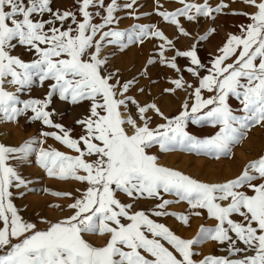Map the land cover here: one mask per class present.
Instances as JSON below:
<instances>
[{"label": "snow or ice", "instance_id": "snow-or-ice-1", "mask_svg": "<svg viewBox=\"0 0 264 264\" xmlns=\"http://www.w3.org/2000/svg\"><path fill=\"white\" fill-rule=\"evenodd\" d=\"M178 2L182 8L158 14L175 25L182 36L189 33L180 26L178 17L192 21L196 16L208 17L228 7L221 2L211 8L208 0L204 4ZM242 2L256 10L248 16L251 22L240 28V35L228 37L219 50L222 54L208 69V75L199 77L198 69L203 65L195 44L187 51L176 52V56L190 61L192 67L186 71L199 79V86L193 92L195 102L191 111L185 102L184 111L169 119L155 104L140 106L135 99L125 96L133 81L120 85L119 80H115L116 73L106 72L107 58H100L101 42L106 40L108 44H116L125 36L119 31H102L114 23V13L120 10L117 0H110L107 5L105 0H77L82 21L71 10L54 9L53 0H0V114L4 120L14 121L30 111L33 113L31 120L58 129L60 134L43 135L52 136L78 155L71 157L56 150L41 149L38 164L50 178L87 184L82 198L68 205L73 214L55 223L42 220L47 227L41 230L18 214L10 191L12 187L26 186V182L8 161L26 158L34 141L25 142L18 148L0 144V264H194L193 246L206 240L227 244L231 255L253 254L235 260L207 256L199 264H264V156L249 162L236 179L208 184L161 166L156 156L148 154V149L155 145L161 151L187 145L207 155H227L231 145L239 142L241 129L250 123L264 122V0ZM136 3L137 0H130L124 7L132 9ZM90 8L104 9L106 14L102 23H92L93 16H99L100 12L93 13ZM193 10L195 15L190 14ZM45 15L49 18L40 19ZM69 20L71 23L65 28ZM135 31L127 34L130 42L133 39L142 42V38L148 36L160 39L163 41L161 64L180 71L175 57L164 58L165 46H171L173 42L161 31L140 27L134 35ZM98 33L99 40H94ZM207 35L200 39H207ZM17 45L34 52L37 58L26 63L11 55ZM233 57L232 63H225ZM153 63L151 59L148 61L149 65ZM34 75L41 84L51 82L47 95L43 100L23 101V107H17L21 101L4 90V80L10 78L9 83L18 86L19 92L32 84ZM170 83L175 89L185 87L183 77ZM187 87L193 86L188 84ZM202 90L214 95L203 99ZM118 95L125 98L118 99ZM230 95L241 99L242 110L246 113L243 118L232 114L227 103ZM57 96L60 101L72 105L90 102V114L76 121L85 133L78 140L72 139L69 131L60 124H54L50 118L52 113L46 111ZM129 100L136 105L138 120L131 115L125 117L121 112V107L128 108L126 101ZM205 109L207 111H203ZM149 111L155 112L166 123L149 127ZM201 112L202 115H196ZM189 118L194 124L201 121L213 126L219 124L220 131L211 138L198 140L185 131V122ZM234 124L239 128L233 127ZM84 157L94 159L88 161ZM241 189H248L253 194ZM161 191L175 194L193 209H206L209 218L217 221L216 227H201L196 239H181L163 224L155 223L144 211L133 212L132 203L125 204L117 199V192L133 202L161 199ZM50 194L71 198V193ZM169 203L168 200L157 203L155 209L159 210H153L152 214L167 215L162 210ZM233 215L241 217V221H234ZM176 218L184 225L188 224L187 216ZM86 235L107 236L108 239L104 246L97 247L85 239ZM238 243L244 247H237Z\"/></svg>", "mask_w": 264, "mask_h": 264}, {"label": "rangeland", "instance_id": "rangeland-1", "mask_svg": "<svg viewBox=\"0 0 264 264\" xmlns=\"http://www.w3.org/2000/svg\"><path fill=\"white\" fill-rule=\"evenodd\" d=\"M128 2H130V0H117L120 10L114 13V24H111L102 30H114L125 33V36L120 40L119 43L108 44L106 40L101 42L102 47H104V51L106 52V72L118 73L115 77V80H119L120 85L130 80L133 81L132 86L125 96L135 99L140 106H144L146 104H155L164 114V116L168 117L169 119L178 116L182 111H184L183 105L185 102H187L189 106L188 111H191V105L195 102V96L193 95V92L194 89L199 86V79L197 77H193L189 72L186 71L188 67H192L190 61L185 57L176 56V52L187 51L193 44H195L198 58L203 65V68L198 69L199 77L202 78L203 76L208 75V69L212 67L213 61L222 54L219 50L227 42L228 37L230 35H240V28L251 22L248 19V16L256 11L253 7L243 3L242 0H235V2H233V0H208V5L211 8H216L221 2L228 5V7L222 9L220 13L213 12L208 17L196 16V20H194L198 22L197 24L196 22L194 24L193 20L189 21L185 17L183 22L185 27L184 29L189 33V35L184 42L175 36V28H173L174 25L171 23H167V30L157 29L161 31L169 40L174 42L171 46H165L166 50L164 51V58L171 60L173 57H175V63L180 69V71L177 72L174 69L161 64L160 62V45L163 43V41L156 37L148 36L143 37L142 42L136 41L135 39L130 42L128 40L127 34L129 32H133V30H136L134 35H137L138 29L140 27H148L150 30H156L154 25L150 22L152 15H156L158 12H175L182 8L183 5L180 4L178 0H140L135 4L136 6H133L132 10L126 9L124 7V5ZM185 2L192 4H204L205 0H185ZM259 2L260 0H257V3ZM108 3H110V0H105V5ZM139 3H144V7L141 9L139 6L137 7ZM71 4L74 5H72L73 7L70 10L75 12L78 20L82 21V17L78 12L77 0H53L52 7L54 9H59L60 11H65L67 9L66 6H70ZM89 10L93 11V13L99 11V16L102 18L106 14L103 8H90ZM102 11L104 12V15L102 14ZM190 14L195 15L194 10ZM98 17L95 15L93 16V24H100L103 22V20H98ZM48 18L49 17L45 15L40 19ZM199 18H201V21H197ZM118 20H120V26L117 24ZM69 23H71L70 20L65 23L64 27L66 28ZM57 26H59V24H57ZM73 27H75V25H73ZM210 30L214 31H212L211 35H207ZM206 35L207 39H200V37ZM99 38L100 33L97 34L94 40H99ZM10 54L18 56L26 63H31L37 58L34 52H29L26 48L19 45L12 49ZM110 57L112 59L109 61ZM150 59L153 60L154 63L149 65L148 61ZM230 59L225 63H228ZM145 72L146 75L144 74ZM181 77H183L185 87L175 89V85L170 83V81L180 79ZM115 80L113 82H115ZM5 82L6 80L3 83L4 90L15 94V92H17L16 89L18 86L12 85L13 89L11 90L8 89L7 82ZM50 83L51 82L49 81H45L43 84H41L38 76L34 75L32 84L17 92L21 94L20 97H17L21 101L17 107H23V101L32 99L43 100L47 95ZM188 84H191L193 87L188 88ZM140 89H143V91L141 92ZM167 89H175V91H166ZM201 95L203 99H208L214 95V93H209L206 90H202ZM117 98L124 99L125 97H120L118 95ZM126 103L128 104V108L125 109L121 107L122 114L125 117L131 115L134 119L138 120L136 105H133L130 100L126 101ZM227 103L232 109V114L234 116L238 117L241 116V114L245 116V112L242 110L243 107L240 106L241 99L230 95ZM89 104L90 102L84 101L79 105H72L67 102L60 101L57 96L53 98L52 103L49 105V108L46 109V111L52 113L50 118L54 124H60L69 131L70 137L72 139L78 140L79 137L85 133L83 127L77 124L76 121L78 119H83L90 114ZM73 109L79 110V115L72 116L71 112ZM203 111H207V109ZM202 114L203 113L201 112L197 113L196 115ZM32 115L33 113L28 111L23 115L18 116L14 121H6L4 120L3 115L0 114V135L1 130H6L10 133L13 127L17 126L18 128H23L24 125H27L28 129H30L33 123H35L37 124V130L42 135V137H38V139H40L39 144L37 145L38 149L41 150L40 144L46 143L47 146L44 145V147H46L43 149L56 150L55 148H50L48 146L49 143L47 144L45 139H49L59 146V149L56 151H67L71 154H78L72 149L56 141L52 136H44L43 133H60L58 129L44 125L42 121L31 120ZM147 116L151 118L149 123V127L151 128H156L159 124L166 123L164 119L156 115V113L153 111H149ZM244 116H241V118ZM220 127L221 126L219 124L213 126L212 123L205 121L194 124L192 123L191 118L185 122V131L196 137L198 140H204L215 136L220 131ZM233 127L239 128L236 124H234ZM240 131L242 135L239 142L231 145V151L227 155H221L219 157L215 155H207L203 152H197L194 149H190L187 145H177L170 151H161L159 146L155 145L148 149V154L156 156L158 163L161 166L181 172L182 174L202 183H226L228 180L236 179L249 162L258 160L261 156H264V122H261L260 124L250 123L247 128L241 129ZM21 136H25L26 138L27 133L21 132ZM259 140L261 142H259ZM6 147L12 146L6 145ZM81 147L83 146L81 145ZM38 149L37 151L33 152L34 155L35 152L39 155L40 150ZM164 156L176 163L188 161L187 168L189 169L186 168V170H180L172 167L170 164L165 165L164 162L168 163V161L164 159ZM84 158L88 161L91 160L90 157ZM163 160L164 162H162ZM8 163L10 166L17 169L16 166L24 164V161L23 159L19 158H12L9 159ZM228 164H230L229 167ZM191 165L193 166L192 168L190 167ZM33 166L36 169H39L41 172L45 171V169L40 167L38 162L37 165L33 164ZM192 170L194 171L193 173ZM19 175L21 178L24 177L21 174ZM80 175H84V173L81 172ZM45 179L51 181L54 184H51L52 187L49 186L46 192L42 182H39L38 189L33 192H31L29 189H26L28 186L24 190L21 188L16 189V187L10 188V191L13 194L11 200L18 210V214L23 218V220L36 224L41 230L47 227L46 224L41 222L42 220L55 223L71 216L73 214V210L69 209L68 205L73 203L75 199L82 198V193L86 191L87 188L86 183H81L72 179L59 180L56 178H50L49 176H47ZM259 182L260 181H257V183ZM241 190L246 191L249 195L253 194L248 189ZM51 192L71 193V198H58L51 195ZM160 197L161 199H138L137 201L133 202L124 194L117 192V199H120L122 203L133 204V212L144 211L145 214L148 215L149 218L155 223L163 224L181 239H196L201 227L205 229H214L216 227L217 221L215 219L209 218L206 209H193L190 207L187 201L180 200L175 194L163 193L161 191ZM35 198H39V200L44 199L45 201L42 200L43 202L47 201L42 210H34L32 205L29 204L31 203L30 200ZM163 200L170 201L166 208L162 210L168 214L159 217L154 216L152 211L159 210L155 209V205L157 203H161ZM221 203L226 205L227 202ZM56 205H59V207H54ZM197 212L199 215H195ZM179 215H185L188 217L187 225H184L176 218ZM231 218L237 222L241 221L242 219L237 215H233ZM123 222L127 223V221ZM148 235L149 238H152L150 234ZM232 235L233 238H235L234 234ZM85 239L94 246L101 247L105 245L108 237L99 235H86ZM163 243L165 244V247H168L169 250H172L170 245H168L166 242ZM237 247L243 248L244 246L238 243ZM192 251L194 253L192 257L194 264H199V262L207 256L235 260L243 258L245 254H253L251 252H241L231 255L227 250V244L222 245L212 240L202 241L194 245ZM176 255L178 256V254Z\"/></svg>", "mask_w": 264, "mask_h": 264}, {"label": "bare ground", "instance_id": "bare-ground-1", "mask_svg": "<svg viewBox=\"0 0 264 264\" xmlns=\"http://www.w3.org/2000/svg\"><path fill=\"white\" fill-rule=\"evenodd\" d=\"M107 1H109V0H107ZM127 1V0H126ZM138 1H140V0H137V2ZM146 2V1H145ZM72 5H74V4H71L69 7L68 6H66V10H70V9H72ZM146 5V4H145ZM136 6V5H135ZM139 6V8L141 9V8H143L144 7V3H139V5H137V7ZM177 6V5H176ZM93 9V8H92ZM133 10V9H132ZM139 10V9H138ZM93 12V11H92ZM99 12V11H98ZM169 13H171V12H169ZM102 14L104 15V12L102 11ZM96 17H98V16H96ZM184 18L185 17H183V16H181V17H178L177 19H178V21H179V23H180V26L181 27H183V28H185L184 27V24H183V22H184ZM201 18H199V19H197V21H199ZM98 20H102V17L101 16H99L98 17ZM196 20V19H195ZM195 20H193L194 21V24H195ZM201 21V20H200ZM150 22L154 25V28L157 30V29H160V30H164V29H166V28H168V26L166 27V25H167V23L168 22H166L164 19H163V17H161L159 14H154V15H152V17H151V19H150ZM198 22H196V24H197ZM114 24V23H113ZM117 24L120 26L121 25V23H120V20H118L117 21ZM124 25V24H123ZM200 26V25H199ZM202 26V25H201ZM173 28H175L174 29V34H175V36L178 38V39H180L182 42H184L185 40H186V38H187V36H182V35H180V33L178 32V30H177V28H176V26L174 25V27ZM199 29V28H198ZM167 30V29H166ZM185 30V29H184ZM174 43V42H173ZM174 45V44H173ZM176 47V46H175ZM106 51H108V50H106ZM107 56H109V55H107ZM106 57V52L104 51V47H102L101 48V52H100V58H105ZM109 59V58H108ZM112 58L110 57V59H109V61L111 60ZM233 59L234 58H232V59H230V61L228 62V63H232L233 62ZM116 61V60H115ZM113 64V63H112ZM116 65V64H115ZM115 69V68H114ZM115 72V71H114ZM116 73V72H115ZM118 73H116V75H117ZM116 77V76H115ZM6 80V82H7V87H8V89H13V86L9 83V78H6L5 79ZM4 80V81H5ZM5 82V83H6ZM14 95H16L17 97H20L21 96V94L20 93H17V92H15V94ZM41 100V99H40ZM241 107H243V105H242V103H241V105H240ZM79 110H77V109H73L72 110V112H71V114H72V116H77V115H79ZM245 115H246V113H245ZM241 116H244L243 114H241ZM241 116H238V117H240L241 118ZM243 118V117H242ZM238 127H239V125H237ZM12 127V126H11ZM37 124H35V123H33V125L31 126V128L30 129H28V127H27V125H24V127L23 128H18L17 126H15V127H13L12 128V131L9 133L8 131H3V130H1V135H0V144H2V145H4V146H12V147H14V148H18V147H20L22 144H24L25 142H28V141H34V143H32V145H31V147H32V151L28 154V156L26 157V158H23V161H24V164H21V165H17L16 166V171H17V173L18 174H21V175H23L24 177V181L26 182V186H21V187H19V188H21V189H25L27 186V188L26 189H29V190H31V192H33V191H35L36 189H38V184H39V182H42V184H43V186H44V188H45V192L48 190V187L50 186V187H52L51 186V184H53L51 181H49V180H46L45 178L48 176L47 175V173H46V171H43V172H41L39 169H36L34 166H33V164H36L37 165V156H38V154L35 152V155H34V151H37V149H38V147H37V145L39 144V141H40V139H38V137H42V135L40 134V132L37 130ZM21 132H23V133H27V136H26V138H25V136H21ZM258 132V131H257ZM256 134V133H255ZM257 136V135H256ZM49 138V137H48ZM46 140V142H47V144L49 143V147L50 148H55L56 150L57 149H59V146H57L52 140H49V139H45ZM259 142H261L260 140H259ZM44 145H46V143L45 144H40V148L41 149H43V148H45L44 147ZM260 145V144H259ZM263 145H264V141H263ZM262 145V146H263ZM38 150H40V149H38ZM61 153H63L64 155H66V156H71V157H75L76 155H78V154H71V153H68L67 151H61ZM162 153V152H161ZM164 155V154H163ZM91 158V160L92 159H94V157H90ZM160 158V157H159ZM158 158V159H159ZM85 159V158H84ZM164 159L165 160H167L168 161V163L167 162H164V160L162 161V162H164V164L166 165V164H170L172 167H174V168H176V169H180V170H186V168L188 167V161H186V162H181V163H176V162H174V161H171V159H168V157L166 158V156H164ZM34 160V161H33ZM90 160V161H91ZM169 160H170V162H169ZM199 166V165H198ZM230 166V164H228V167ZM15 167V166H14ZM191 168L193 167L192 165L190 166ZM199 168H200V166H199ZM187 169H189V168H187ZM242 169V168H241ZM42 170V169H41ZM179 170V171H180ZM197 170V169H196ZM190 171V170H189ZM194 171L192 170V173H193ZM81 173V172H80ZM79 173V174H80ZM240 173V172H239ZM27 177H29V178H27ZM27 180V181H26ZM54 185V184H53ZM30 187V188H29ZM16 189H17V187H16ZM20 192V191H19ZM42 200H44V199H42ZM42 200H39V198H35V199H31L30 200V202L31 203H29V204H31L32 205V208H34V210H42V208H44V205L46 204V202H43ZM45 201V200H44ZM151 206V205H150ZM31 208V209H32ZM148 209V208H147ZM39 213V212H38Z\"/></svg>", "mask_w": 264, "mask_h": 264}]
</instances>
